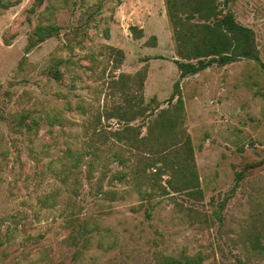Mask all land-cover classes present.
<instances>
[{
  "label": "rangeland",
  "instance_id": "rangeland-1",
  "mask_svg": "<svg viewBox=\"0 0 264 264\" xmlns=\"http://www.w3.org/2000/svg\"><path fill=\"white\" fill-rule=\"evenodd\" d=\"M228 10L252 29L264 62V0H234ZM40 26L58 32L30 47ZM176 60L166 0H0V116L38 123L27 133L0 119V227L20 229L0 264H161L166 256L264 264L256 245L264 246V70L242 58L181 78ZM178 80L199 200L176 189L181 173L171 177L172 165H189L179 144L148 156L112 134L134 126L148 137L157 114L176 104ZM67 149L92 150L90 179L87 164L76 184L55 172ZM165 160V174L155 173ZM69 217L97 219L114 246L99 248L95 236L79 252L66 240Z\"/></svg>",
  "mask_w": 264,
  "mask_h": 264
},
{
  "label": "trees",
  "instance_id": "trees-1",
  "mask_svg": "<svg viewBox=\"0 0 264 264\" xmlns=\"http://www.w3.org/2000/svg\"><path fill=\"white\" fill-rule=\"evenodd\" d=\"M234 0H166L168 14L173 26V37L176 43L177 53L182 60H176L179 69L180 77L184 78L188 75H195L214 64L225 66L236 62L242 58L252 59L258 62L260 67L264 70V62L260 59L259 51L255 46V35L252 29L241 25L236 21L234 14L228 10L229 5ZM137 34V38L142 35L141 29L131 27ZM58 32L56 26L37 27L35 34L37 39H31L30 47L35 46L38 42H42L47 37L53 36ZM175 92L170 98L172 101L178 96L177 102L171 109H162L156 116L155 120L149 125L148 137L140 138V127L125 126L122 131H114L118 141H126L130 148L141 149L142 153L148 156H167L165 152L170 150L175 145H180L184 155L189 159L186 169H183L184 164L172 165L173 172L171 177L182 174L179 179L181 186L176 189H181L182 184L188 189L186 194L191 198L201 199L203 192L199 185V179L196 172L190 169L191 160L193 159V148L191 146L190 137L185 135L184 129L181 128L184 119V102L179 96L178 89L180 88V81L175 83ZM170 101H168L170 103ZM151 115V114H150ZM137 116V111L133 109L132 120ZM18 117V118H17ZM6 118V117H1ZM7 122L12 125L11 129L20 131L25 128L27 133L37 132L38 123L35 120L26 121L25 115L13 114L6 118ZM160 125V127H159ZM166 130V132H163ZM180 131V137L177 131ZM101 132V130L99 131ZM92 149V148H91ZM92 150H71L67 149L68 156L57 160V167L55 172L59 170V174H64L62 181L67 183L70 178L75 179V184L79 181V171L87 164L88 178L90 179V172L97 162L95 158L86 162V154L91 153ZM182 153V152H181ZM183 154V153H182ZM143 165L138 164L141 168ZM155 166L152 163L150 168ZM178 166L182 167L178 169ZM189 166V167H188ZM168 167V160L164 161V167H158L155 171L158 174H165ZM53 170V169H51ZM144 172V170H143ZM237 180L241 179L242 174L237 173ZM118 180L125 178L124 174L115 176ZM137 176L136 178H139ZM175 179V178H174ZM144 178L141 176V182ZM169 180L168 182H170ZM172 183V182H171ZM73 184V183H71ZM178 191V190H177ZM101 192L109 195L111 200H117V192L109 191ZM167 194V193H166ZM140 197H150L152 194L148 192H139ZM51 196H45L41 199L42 203L46 205L50 202ZM54 201V199H53ZM51 206H54L51 203ZM152 211L146 210V216L149 218ZM24 216V215H23ZM20 217V216H19ZM22 217V216H21ZM66 227L70 228V234L67 237L69 244L77 247L79 252L87 249L95 236H98V246L101 249H111L115 241L110 230H101L99 221L93 217L79 218L69 217L66 220ZM20 231L16 224L7 225L4 229L0 227V249L8 245L15 238L16 233ZM42 236H31L25 239L32 242H39ZM260 250H264V246L256 243ZM203 258L182 256L175 258L171 256L162 257L161 264H202Z\"/></svg>",
  "mask_w": 264,
  "mask_h": 264
}]
</instances>
